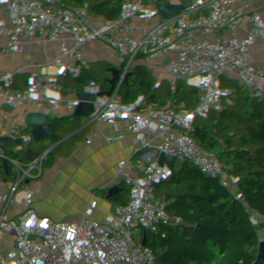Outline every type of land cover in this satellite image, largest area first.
Returning <instances> with one entry per match:
<instances>
[{"label":"built area","instance_id":"2783aa9c","mask_svg":"<svg viewBox=\"0 0 264 264\" xmlns=\"http://www.w3.org/2000/svg\"><path fill=\"white\" fill-rule=\"evenodd\" d=\"M232 11L238 0H229ZM134 10L148 13L149 5L143 0H127ZM221 5V0H191V6L200 20L198 28L191 30L193 41L209 39L207 22L216 17L208 6ZM93 11L94 4H90ZM39 7L25 2L0 0V56L14 48H32L35 42L28 38L26 26L38 16ZM160 13L159 6L152 18ZM63 11L59 12L61 16ZM254 18L264 23V1L257 3ZM122 35L115 36V51L124 60L140 63L142 74L134 86L146 83V94L153 90L148 78L153 70L171 64L174 77L181 90L173 96L148 103L146 97L135 101L133 89L121 85L111 90L107 86L93 90L91 100L100 111L101 119L82 134L76 151H60L47 147L44 139L31 141L16 127L10 117L0 115V172H19L20 185L8 196L9 203L0 200V245L7 248L13 241L23 238L33 244L38 236L33 224L21 225L17 218L19 209H38L46 193L41 180L51 174L64 184L75 188L79 206L69 226L56 213L49 211L41 223L53 228L51 243L43 250L44 255L63 254L77 262L82 256L86 264H149L156 249L166 250L170 242H180L182 232L193 226V221L180 218L182 207H191L214 230L225 231L231 237L238 234L241 226L233 206L239 200L248 202L257 210L260 223L250 224L245 230L253 245L264 250V203L246 193L239 183L230 188L225 196L216 198L208 178L222 174L232 176L248 165L264 162V95L247 103L248 126L238 133L225 135L220 141L199 140L193 125L204 120L214 111L223 96L230 93L239 82L252 79L259 83V71L264 68V57L246 48L264 33L255 36L236 50L229 52L211 41V52L191 50L176 39L151 45L134 31L131 19H126ZM232 43V41H231ZM65 51L66 47L57 45ZM83 68H94L95 61L80 59ZM118 82V81H117ZM133 86V87H134ZM150 104V105H149ZM260 104V107H257ZM145 105V107H144ZM147 105V106H146ZM140 106V108H138ZM42 108L36 106L35 111ZM121 108L120 114L107 121L103 112ZM173 114L185 116L180 123L167 130L156 127L153 116ZM151 123V125H150ZM150 125L149 137L137 146L118 149L112 136H105V126L112 129L126 127L137 134L138 129ZM113 153L99 170L90 167L91 150ZM186 164L181 169L176 166ZM100 187L105 191L125 188L122 196L130 222L138 213L156 221L152 240H137L130 235L115 237L105 235L102 226L92 232L82 233L78 222L88 204L90 194ZM120 212L113 214L118 219Z\"/></svg>","mask_w":264,"mask_h":264},{"label":"trees","instance_id":"16d2710c","mask_svg":"<svg viewBox=\"0 0 264 264\" xmlns=\"http://www.w3.org/2000/svg\"><path fill=\"white\" fill-rule=\"evenodd\" d=\"M46 1L48 7H39L38 16L26 26L28 38L36 43L49 41L55 45L63 44L67 49L23 52L12 64L19 71L39 76L58 91L62 95L59 97L60 111L71 116L74 121L63 119L38 127L42 116L21 102L0 104V115L10 117L31 141L46 136L48 145L68 151L76 150L84 131L91 129L101 119L100 111L79 91L71 88L69 80L73 78L83 90L92 91L97 87L116 84L115 77H125L139 69L138 65L122 60L115 51L114 37L122 35L121 27L126 19L133 21L135 33L148 44L169 42L174 39L173 30L178 28L188 37V49L205 54L211 52V41L232 52L254 37L256 30H264L263 22L253 16L257 8L256 0H238L232 11H229V0H221V5L208 6L216 21L207 22L209 39L199 42L193 41L191 37V30L200 24L191 0H161L159 15L151 18L154 21L144 19L142 11L133 10L126 0H80L84 5L81 12L66 0ZM245 1L249 2L247 9L243 8ZM90 4L96 6L95 11ZM60 11H63L61 21L51 17L53 13L59 15ZM100 27H104L105 32ZM98 45L110 50L109 58L100 57L96 52ZM245 51L264 57V33ZM80 58L100 61L103 70L83 69ZM158 71L162 73L164 69ZM17 79V76L5 75L1 85L5 89L12 88ZM75 105L85 109L89 117L74 113L72 108ZM258 176L264 180V173ZM241 187L249 193L242 184ZM251 195L264 203V181L262 192ZM63 203H66V198ZM59 206L49 199L42 201L38 209H25L31 212L34 221L42 220L48 211L56 213L61 221H66L67 214ZM179 215L182 219L192 220L193 226L182 232L180 242H170L166 250H154L153 260L149 264H264V250L253 245L245 228L241 227L237 235L229 237L225 231L211 229L191 207L180 208ZM112 216V208L98 197L88 208L87 215L80 218L78 227L82 233L92 232L102 226L107 236L124 237L130 234L137 240L153 239L156 230L154 219L142 213L136 214L132 222L125 216L118 220H113ZM43 256L41 249L32 246L14 249L9 252V264H34L36 261L35 264H40L46 259Z\"/></svg>","mask_w":264,"mask_h":264},{"label":"crops","instance_id":"0c3cea01","mask_svg":"<svg viewBox=\"0 0 264 264\" xmlns=\"http://www.w3.org/2000/svg\"><path fill=\"white\" fill-rule=\"evenodd\" d=\"M13 1L15 3L25 2L43 8L48 7L46 0H13ZM66 1L69 4H71V6H73V8L76 9L78 12L82 11L84 5L80 0H66ZM261 1L264 0H256L257 3ZM143 2L149 3L148 0H143ZM51 17L60 21L62 20V17L55 13L51 14ZM58 45H63V44H58ZM56 46L57 44L56 45L52 44L49 41L45 43L35 42V45L32 48L12 49L6 55L5 57L6 60H4V57L0 56V104L9 103V102H21L26 104L33 111H35L34 109L36 106H41L42 108L35 111L42 116V120L37 123L38 127H42L45 124H50L55 121H62L63 119H67L71 121H74V119L71 116H68L60 111L59 97H62V95L58 91L52 89L50 85L39 76L32 75L30 73L15 69L12 63L23 52L33 51V50H42V51H47L51 49L57 50ZM96 52L99 53L102 59H107L111 55L110 50L101 45L96 46ZM127 61L134 65H138L139 69L141 68L140 63L134 62L132 60H127ZM95 62L98 64L97 67L94 68L82 67V68L103 70L101 62L100 61H95ZM161 68L164 69L162 73L158 71ZM161 68L153 70L150 76L148 77L151 81L150 87L153 89L151 90L150 94H146L147 91L146 83L143 86H141V88L140 85L132 87L133 97L135 98V101L137 100L140 102V99L146 97L148 103H150V101L152 100L156 102H160L173 96L175 93L181 90V85L179 81L174 77V73H175L174 66L169 64V66L166 67L162 66ZM5 75H13L18 77L12 88L5 89L2 87L1 79ZM132 75L133 74L125 77H115L116 84L109 86L107 85V87L110 88L111 90H116L118 89L119 86L117 82L119 78L128 79L131 78ZM259 77L261 78V81L259 83L253 81L252 79H245L239 82L237 86L234 88V90L223 96L218 107L214 111L206 114L204 120L195 122L193 128L196 138L199 140L211 139L214 141H220L225 135L230 133H238V135H240V132L248 126V111L246 107L247 103L257 98L259 95H264V68L261 69V71H259ZM68 85L74 90L79 91L82 96H84L91 104H93L91 100L93 90L92 91L83 90L81 88V85L78 82H76V80L73 78L69 80ZM257 107L259 108L260 104H257ZM138 108H140V106ZM179 116H181L182 118L185 117L182 115ZM124 129L126 130V132L133 134L135 133L130 129L128 130L126 127H124ZM111 136L113 137V135ZM45 137L46 136H44V138L42 139H44L46 142ZM46 145L47 147L57 151L64 150L58 146L48 145L47 142ZM115 152L117 151L115 150L113 153ZM113 153L99 152L95 149L91 150L89 152L90 156L93 158L91 159V163H90L91 169L95 171L99 170L101 167L105 165V163H107L109 157ZM176 167L184 169L187 166L186 164H179ZM258 172L264 173V162H259L256 165H248L243 171H241L236 175L227 176V177L223 176L222 174L213 175L208 178V183L210 184L213 190L214 196L216 198H221L225 196L226 192L230 188H232L236 183L240 184L243 182L246 176L251 174H256ZM41 184L43 190L46 193L42 201H48L49 199H51L55 205L57 206L60 205V207L65 210V212L70 209V204L68 203L67 200L72 198L78 199L77 192L73 187V185L62 183L55 176V174L45 176L41 180ZM19 185H20L19 172H8V173L0 172V200H2V203H9L7 196ZM124 191H125L124 187L120 190L111 191V192L105 191L100 187H97L90 194V199L88 204H92L96 198L101 197L112 208L113 214L119 211L121 214V217L119 218H122V216L127 217V209L124 205L122 198ZM252 193L253 192L249 190V194ZM65 198H66V203H63L61 205L60 202H63ZM233 209L237 213L236 215L237 223L242 228H246V226L250 224L258 225L260 223L259 218L257 216L256 208L250 205L248 202L239 200L233 206ZM17 218L20 221L21 225L28 227H30L31 224L35 225V223H41L42 221V220L34 221L31 218V212L29 210H26L25 208L18 210ZM118 219H113V220H118ZM67 220H68V215H67ZM22 222L26 224H22ZM29 246H32V244H29L23 238H20L18 240L13 241L9 246H7V253H9L14 249H21ZM42 258H46V259L44 262H41L40 264H77L72 260L71 257L63 254H51L47 256L44 255ZM37 262L38 261H36L35 263ZM77 262L79 264H86L82 256L78 257Z\"/></svg>","mask_w":264,"mask_h":264},{"label":"water","instance_id":"95a60500","mask_svg":"<svg viewBox=\"0 0 264 264\" xmlns=\"http://www.w3.org/2000/svg\"><path fill=\"white\" fill-rule=\"evenodd\" d=\"M100 30L105 32L104 27H100ZM173 36L174 39L181 42L183 45H187L188 43V37L180 31L178 28L173 30ZM142 68L138 69L136 73H134L131 78L125 79V78H119L118 84L125 87V88H131L134 86V84L137 82L139 76L142 74ZM73 112L76 114H80L84 117H89V114L86 112L85 109L82 107L75 105L72 108ZM122 111L121 108H111L103 112V117L109 121L112 117L120 114ZM152 123L158 127L161 130H167L174 126L175 119L174 115L168 114V115H161V116H153L151 119ZM150 128L151 126L148 125L146 127L138 129L137 134L126 132V130L122 127H117L115 129H112L110 126H105L102 130V134L105 136H111L113 135L115 141L117 142L120 149H129L132 147L137 146L143 139L149 137L150 135ZM46 138V137H45ZM258 172L256 174L248 175L244 178L242 184L245 188L248 190L254 192H262V183L263 179L259 177ZM70 204V209L66 211L68 215V220L66 222L61 223L60 225L69 226L72 222V219L75 215V212L78 209L79 201L75 198L67 200ZM91 204H87L83 210V214L87 215V210L90 207ZM35 229L39 231L38 236L34 239L32 247L44 250L50 243H51V235L53 228L49 225H46L44 223H35L34 225ZM0 264H9V253H7V248L3 245H0Z\"/></svg>","mask_w":264,"mask_h":264},{"label":"rangeland","instance_id":"374dc122","mask_svg":"<svg viewBox=\"0 0 264 264\" xmlns=\"http://www.w3.org/2000/svg\"><path fill=\"white\" fill-rule=\"evenodd\" d=\"M148 1H149V3L148 2H146V3L149 5L150 8L148 10V13L144 14V19H149L151 21H154V19H151V18L153 17V14L155 12H157V7H158V5L161 4V0H148ZM248 3H249L248 1H245L243 4L245 7H243V8L247 9V7L249 5ZM260 27H261V25H260ZM262 27L264 28V23H262ZM183 120H184V117L182 118L181 116L175 115V122L176 123H180ZM150 125H151V123H150ZM60 203H61V205L63 204V202H60Z\"/></svg>","mask_w":264,"mask_h":264}]
</instances>
